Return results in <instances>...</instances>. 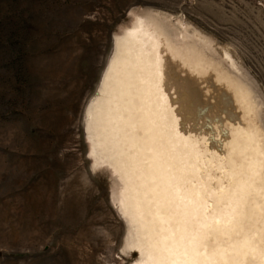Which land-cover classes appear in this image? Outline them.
Masks as SVG:
<instances>
[{
    "label": "rangeland",
    "instance_id": "rangeland-1",
    "mask_svg": "<svg viewBox=\"0 0 264 264\" xmlns=\"http://www.w3.org/2000/svg\"><path fill=\"white\" fill-rule=\"evenodd\" d=\"M149 12L174 34L213 41L209 62L235 79L214 84L264 132V0H0V264L138 258L125 249L115 176L93 163L86 121L116 36ZM225 46L237 67L221 56ZM240 81L259 112L247 113Z\"/></svg>",
    "mask_w": 264,
    "mask_h": 264
},
{
    "label": "bare ground",
    "instance_id": "bare-ground-1",
    "mask_svg": "<svg viewBox=\"0 0 264 264\" xmlns=\"http://www.w3.org/2000/svg\"><path fill=\"white\" fill-rule=\"evenodd\" d=\"M165 21L135 15L119 32L87 112L93 163L115 176L125 249L133 264H264V132L214 84L235 79L213 67V41ZM238 93L259 112L242 81Z\"/></svg>",
    "mask_w": 264,
    "mask_h": 264
}]
</instances>
